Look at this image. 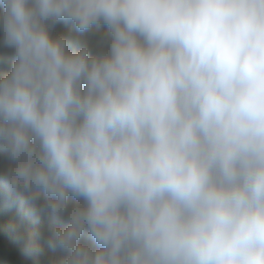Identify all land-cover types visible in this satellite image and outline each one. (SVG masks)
<instances>
[{
  "label": "clouds",
  "instance_id": "9594fccd",
  "mask_svg": "<svg viewBox=\"0 0 264 264\" xmlns=\"http://www.w3.org/2000/svg\"><path fill=\"white\" fill-rule=\"evenodd\" d=\"M0 45L24 260L264 264V0H0Z\"/></svg>",
  "mask_w": 264,
  "mask_h": 264
},
{
  "label": "trees",
  "instance_id": "16d2710c",
  "mask_svg": "<svg viewBox=\"0 0 264 264\" xmlns=\"http://www.w3.org/2000/svg\"><path fill=\"white\" fill-rule=\"evenodd\" d=\"M70 27L71 26L69 24L61 23L56 26L53 32L54 34L67 32L70 30ZM101 31H106V29L102 28ZM9 59L10 53L2 45H0V66L6 63L9 66ZM3 71H5V69H1L0 72L2 73ZM3 163L4 161L0 160V165ZM0 212L5 215H11L14 218L16 216V210L14 208H7L2 199H0ZM56 255H59V253H56ZM0 260H2L4 264H32L31 261L24 260V258L20 255L19 246L13 245L11 241L7 240V238H0Z\"/></svg>",
  "mask_w": 264,
  "mask_h": 264
},
{
  "label": "bare ground",
  "instance_id": "6f19581e",
  "mask_svg": "<svg viewBox=\"0 0 264 264\" xmlns=\"http://www.w3.org/2000/svg\"><path fill=\"white\" fill-rule=\"evenodd\" d=\"M7 68H8V64L6 63V64L0 66V71H1V69H5V71H6ZM0 73H1V72H0Z\"/></svg>",
  "mask_w": 264,
  "mask_h": 264
}]
</instances>
